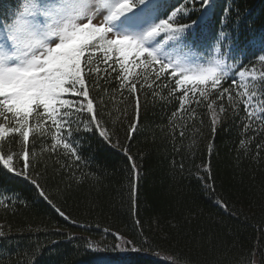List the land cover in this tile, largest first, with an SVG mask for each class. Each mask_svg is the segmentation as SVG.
<instances>
[{
    "label": "snow or ice",
    "instance_id": "obj_1",
    "mask_svg": "<svg viewBox=\"0 0 264 264\" xmlns=\"http://www.w3.org/2000/svg\"><path fill=\"white\" fill-rule=\"evenodd\" d=\"M212 9L213 0H177L176 4L170 0H16L15 9L0 18V171L30 182L67 220L41 186L35 142L50 138L49 144L42 143L41 153L62 155L60 167L70 173L83 159L75 137L92 132L126 156L134 198L140 166L129 145H122L108 124L127 120L126 140L131 141L139 132L141 109L147 107L149 95L152 103L178 104L169 122L180 129V137L197 121L203 124V116L213 135L230 115L238 118L243 132L253 133L240 141L247 150L264 132V28L246 38L241 49L239 35L233 34L241 21L232 20L231 6L223 9L219 27L209 30ZM198 11L201 15L192 19ZM98 53L103 55V68L95 60ZM133 66L140 70L133 72ZM113 80L117 87L110 89ZM108 104L113 110L105 119L98 109ZM129 104L134 111L131 119ZM177 118L182 123L176 124ZM256 149L259 156L264 142L257 143ZM208 150L211 154V143ZM203 171L210 178L207 165ZM15 199L0 198V206H14ZM218 204L227 210L226 204ZM4 236L0 226V238ZM116 239L123 245L133 243ZM259 248L264 249V240ZM255 255L256 249L241 264H256ZM260 255L264 258V251ZM180 264L190 260L181 256Z\"/></svg>",
    "mask_w": 264,
    "mask_h": 264
},
{
    "label": "trees",
    "instance_id": "obj_2",
    "mask_svg": "<svg viewBox=\"0 0 264 264\" xmlns=\"http://www.w3.org/2000/svg\"><path fill=\"white\" fill-rule=\"evenodd\" d=\"M170 2L176 4L177 0ZM228 6L233 9L232 20L241 21L233 34L239 35L243 49L242 42L264 28V0H213L209 30L219 27L217 21ZM15 7L16 0H0V18ZM200 15L194 12L191 18ZM102 59L100 53L95 57L101 68ZM139 70L133 66V72ZM115 87L113 80L110 89ZM91 94L95 97L97 92ZM119 100L117 94L115 101ZM141 100L143 104V94ZM151 100L149 95L147 107L141 109L139 132L131 141L126 140L127 120L108 124L120 143L129 145L140 166L134 198L130 196L126 156L92 132L75 137L83 159L70 173L60 167L62 155L41 153L42 143L49 144L50 138L35 142L39 158L34 162L41 186L67 220L30 182L0 171V198H16L14 206H0V226L5 232L0 238V264H171L173 260L180 264L181 256L190 264H241L254 249L252 259L261 264L264 150L257 156L256 144L264 142V132L245 150L240 141L253 133L246 135L238 118L230 115L213 135L208 118L203 116V124L197 121L180 137V129L169 122L178 104ZM112 110V104L98 109L105 119ZM127 115L129 119L134 115L131 104ZM175 123L182 121L177 118ZM31 144L30 138L29 147ZM205 165L210 168V178L203 171ZM218 201L226 204L227 210ZM116 237L133 241L128 245L131 251L117 253Z\"/></svg>",
    "mask_w": 264,
    "mask_h": 264
},
{
    "label": "rangeland",
    "instance_id": "obj_3",
    "mask_svg": "<svg viewBox=\"0 0 264 264\" xmlns=\"http://www.w3.org/2000/svg\"><path fill=\"white\" fill-rule=\"evenodd\" d=\"M100 19H102V17ZM117 244H121L120 240H117ZM116 249H117V253H119L121 255L127 254L128 251H131V249H129L128 245H123V244H121V246L119 248L116 247Z\"/></svg>",
    "mask_w": 264,
    "mask_h": 264
}]
</instances>
